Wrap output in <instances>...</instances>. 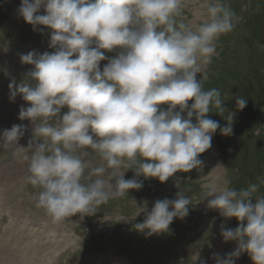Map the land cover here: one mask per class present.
<instances>
[{
	"label": "clouds",
	"instance_id": "clouds-1",
	"mask_svg": "<svg viewBox=\"0 0 264 264\" xmlns=\"http://www.w3.org/2000/svg\"><path fill=\"white\" fill-rule=\"evenodd\" d=\"M184 7V0H21L19 15L34 30H51L56 51L21 55L22 63L34 66L30 82L9 87L30 105L21 107L19 119L31 122V138L26 148L18 146L27 128L13 125L0 144L24 154V179L36 190L32 199L53 224L95 215L109 200L140 190L141 175L163 183L190 172L203 164L198 156L211 148L217 129L232 135L219 90H204L197 74L216 54V41L234 29L235 13L216 0L193 28L184 22ZM246 104L243 95L236 98L239 110ZM212 108L225 126L208 117ZM88 149L99 156V166L86 159ZM122 167L136 176L125 179ZM261 184L264 178L239 191L204 185L207 207L238 221L235 229L222 227L224 240L238 246L217 264H235L244 252L253 264H264ZM190 204L180 192L174 200H157L151 211L138 208L145 218L133 229L146 237L166 233L174 218L188 215Z\"/></svg>",
	"mask_w": 264,
	"mask_h": 264
},
{
	"label": "rangeland",
	"instance_id": "rangeland-1",
	"mask_svg": "<svg viewBox=\"0 0 264 264\" xmlns=\"http://www.w3.org/2000/svg\"><path fill=\"white\" fill-rule=\"evenodd\" d=\"M215 2L184 0V22L193 28L199 26ZM222 2L235 13V27L216 41V54L210 63L201 64L197 79L204 77V90H219L226 109L223 115L232 116V135L223 136L217 129L211 148L198 156L203 161L198 168L177 172L163 183L141 175L136 177L143 184L140 190L109 200L95 215L81 219L77 214L58 224L35 206L32 196L36 190L24 179V154L15 155L14 144L7 148L0 144V264H26L23 255L29 243L38 247L36 264H217L218 258L237 248V241L224 240L222 227L235 229L238 221L209 209L203 193L208 184L239 191L264 178V0ZM20 3L0 0V135L23 124L27 130L18 146L26 148L32 127L29 120L19 119V111L30 105L18 93L13 97L15 89L9 85L30 82L28 73L34 66L22 63L21 55L51 54L56 49L50 47L51 30L43 26L34 30L19 15ZM38 14H45L43 6ZM116 54L105 52L108 58ZM107 62H101V70ZM241 95L247 104L239 110L236 98ZM66 111L62 109L61 115ZM216 112L212 108L208 117L225 126L226 119ZM183 115L186 118V111ZM88 151L86 159L99 166V156ZM120 171L125 172V179L136 176L134 169L122 167ZM180 192L191 200L188 215L174 218L168 232L146 237L133 229L145 218L144 212L138 215V208L146 205L151 211L157 200H174ZM257 195L264 196V184ZM234 260L235 264H253L247 252Z\"/></svg>",
	"mask_w": 264,
	"mask_h": 264
},
{
	"label": "bare ground",
	"instance_id": "bare-ground-1",
	"mask_svg": "<svg viewBox=\"0 0 264 264\" xmlns=\"http://www.w3.org/2000/svg\"><path fill=\"white\" fill-rule=\"evenodd\" d=\"M39 245H41V244H39ZM26 248H29L28 251L26 250V252H28V253L24 252V255H23V258H25V260H26V264H36L37 259L35 260V257H37V256L35 254H38L36 252V248H38L37 245L29 243V245H27ZM34 255H35V257H34Z\"/></svg>",
	"mask_w": 264,
	"mask_h": 264
}]
</instances>
